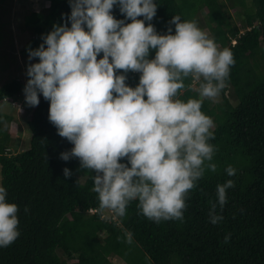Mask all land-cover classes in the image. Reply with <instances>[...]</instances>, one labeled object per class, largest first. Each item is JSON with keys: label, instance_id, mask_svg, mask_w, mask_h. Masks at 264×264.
<instances>
[{"label": "trees", "instance_id": "16d2710c", "mask_svg": "<svg viewBox=\"0 0 264 264\" xmlns=\"http://www.w3.org/2000/svg\"><path fill=\"white\" fill-rule=\"evenodd\" d=\"M41 1L45 5L40 9L23 13L24 26L33 33L23 54L29 47L37 48L42 34L54 24H71L69 0ZM156 2V15L145 23H152L157 32L166 33L170 26L174 32L170 21L179 15L195 20L218 47L229 48L234 55L221 99H205L202 104L214 121L216 170L206 169L189 191L182 221L156 223L140 213L137 201L129 203L125 216L113 218L111 210L99 206L94 171L81 168L79 158L61 159L60 153L73 144L49 120L50 101L41 94L38 105H28L23 80L10 77L0 85V107L12 105L22 95L30 135L19 150L12 122L22 126L15 114L0 108L1 184L7 199L18 205L20 230L12 244L0 248V264H113L114 256L125 264H264V0ZM111 11L124 18L119 5ZM154 55L151 49L150 58ZM38 59L20 65L27 69ZM126 76V83L138 84L139 72L128 71ZM185 84L181 98L198 97L188 87H198V82L189 77ZM229 165L236 169L232 176L225 171ZM65 167L71 176L64 175ZM229 179L234 187L226 190L223 220L213 224L208 212L216 200L217 184ZM125 233L132 234V243L126 242Z\"/></svg>", "mask_w": 264, "mask_h": 264}, {"label": "clouds", "instance_id": "9594fccd", "mask_svg": "<svg viewBox=\"0 0 264 264\" xmlns=\"http://www.w3.org/2000/svg\"><path fill=\"white\" fill-rule=\"evenodd\" d=\"M69 3L70 26L54 24L37 48H28L29 60H39L27 66L26 103L38 105L41 94L50 101L49 120L73 144L60 157L79 158L81 168L94 171L101 209L123 217L129 203L137 201L140 213L156 223L182 221L189 191L206 169L217 168L214 121L202 104L226 86L235 63L232 51L218 47L195 20L179 15L170 21L174 32L171 26L157 32L145 23L156 15V0ZM114 5L123 19L114 16ZM128 71L140 73L134 87L126 83ZM189 77L198 82V87L188 85L198 97L185 100L180 94ZM18 99L12 104L22 103ZM63 171L72 175L68 167ZM225 171L232 176L236 169L229 165ZM230 187L231 179L217 184L208 212L213 224L223 220ZM7 195L0 184V248L20 235L18 205ZM125 237L132 243L131 233Z\"/></svg>", "mask_w": 264, "mask_h": 264}, {"label": "rangeland", "instance_id": "374dc122", "mask_svg": "<svg viewBox=\"0 0 264 264\" xmlns=\"http://www.w3.org/2000/svg\"><path fill=\"white\" fill-rule=\"evenodd\" d=\"M43 5H45V3L41 0H6L0 3V54H2V57L0 56V65L5 63V67L0 66V85L9 80L10 77L16 75L23 80L24 84H26L29 79L27 76V69L22 67L23 63L26 64V59L29 60V54L27 51L23 54L22 50L26 48V43L33 33L29 28L24 26L23 13L26 9H40ZM220 99L221 96L219 95L215 101H219ZM18 100L23 101V96H19ZM0 108L9 114H15L22 127L20 128L15 125L16 123L12 122V128H17L13 131L15 132V137H19L20 139L19 150L25 148L26 146H24V143L28 141L30 135V131L27 127L29 111L27 109H25L24 112L22 111L23 102L16 103V106L5 103ZM85 178L86 177H82V181H84ZM105 213H107V215L110 214L109 211ZM112 262L113 264H125L124 261L117 256L112 257Z\"/></svg>", "mask_w": 264, "mask_h": 264}]
</instances>
